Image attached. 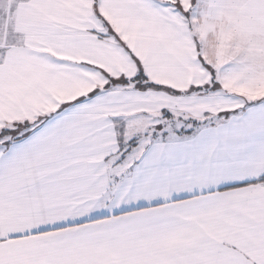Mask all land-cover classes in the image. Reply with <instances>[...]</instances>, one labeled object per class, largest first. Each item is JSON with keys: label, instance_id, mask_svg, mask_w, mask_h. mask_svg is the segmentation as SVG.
<instances>
[{"label": "snow or ice", "instance_id": "obj_1", "mask_svg": "<svg viewBox=\"0 0 264 264\" xmlns=\"http://www.w3.org/2000/svg\"><path fill=\"white\" fill-rule=\"evenodd\" d=\"M0 264H264V0H0Z\"/></svg>", "mask_w": 264, "mask_h": 264}]
</instances>
